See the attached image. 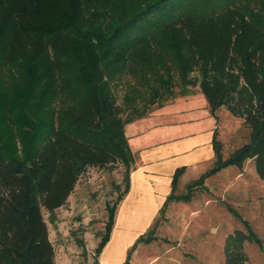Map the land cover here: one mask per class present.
I'll list each match as a JSON object with an SVG mask.
<instances>
[{"label": "trees", "instance_id": "1", "mask_svg": "<svg viewBox=\"0 0 264 264\" xmlns=\"http://www.w3.org/2000/svg\"><path fill=\"white\" fill-rule=\"evenodd\" d=\"M87 1L0 0V264H55L42 209L53 221L88 167L122 163L124 189L106 207L98 258L133 164L124 126L134 117L121 118L105 62L150 44L174 48L183 76L196 73L187 83L198 86L211 114L224 108L249 129L248 141L227 158L214 134L215 162L182 195L175 192L183 168L176 170L160 214L246 160L264 179V0H105L103 8ZM159 222L133 251L156 240ZM247 230L227 238L225 264L245 263L242 245L255 240Z\"/></svg>", "mask_w": 264, "mask_h": 264}, {"label": "rangeland", "instance_id": "2", "mask_svg": "<svg viewBox=\"0 0 264 264\" xmlns=\"http://www.w3.org/2000/svg\"><path fill=\"white\" fill-rule=\"evenodd\" d=\"M89 1L92 7H104L105 0ZM83 13L85 21L93 22L91 13L89 15L85 10ZM173 53L174 48L169 45L156 43L125 55L118 61L110 62L111 59H107V87L121 109V118L134 117L135 120L154 112L150 123L155 126L147 140L151 143L164 140L169 132L172 139L190 133H197L195 137L203 136V132L214 123L215 137L221 144V155L227 158L248 141L249 129L242 119L232 117L224 108L211 114L201 99L198 86L187 83L196 77V73L183 76L177 62L171 58ZM183 99H186L188 106L180 102ZM201 105L212 119L187 122L193 119L186 117L192 113L189 109L192 111L193 106L199 108ZM184 106L187 113L184 116L178 114L182 123H175L167 132L156 126L165 118L174 122L176 112L181 109L184 111ZM163 107L168 110L165 116L162 112L156 113L157 109ZM200 112L194 111L193 114H197L194 117L199 118ZM131 167L132 164L129 172ZM210 167L212 164L209 166L205 159L193 164L184 175L179 176L178 194H185L187 185ZM125 170L122 163L108 167H88L66 203L55 211L53 221L42 209L48 238L54 249L55 264L97 263L94 249L107 220L106 207L112 206L123 191ZM203 186L192 189L189 202L168 204L164 212L159 214L157 220L160 222L154 233L156 241L139 244L134 251V241L123 251L121 248L112 250L110 255L113 260L108 264H115L119 260L118 264H125L128 256L127 264H225L227 238L232 237L235 231L247 235L248 228L255 240L242 245L246 257L244 264H264V179L256 175L252 161H244L241 169L228 167L221 170L204 180ZM134 213L135 216L131 218H145L144 209ZM152 227L145 229L142 234L146 236ZM120 228L123 229V223ZM137 229L136 226H130L129 239L137 233ZM234 246L231 241L230 249L233 250Z\"/></svg>", "mask_w": 264, "mask_h": 264}, {"label": "crops", "instance_id": "3", "mask_svg": "<svg viewBox=\"0 0 264 264\" xmlns=\"http://www.w3.org/2000/svg\"><path fill=\"white\" fill-rule=\"evenodd\" d=\"M200 95L202 101L207 105L206 109L209 111V106L201 92ZM180 102H184L183 104L188 106L186 99ZM186 106H184V111L181 109L176 112L177 118L174 122L165 118L161 120L164 123H158L156 126L164 128V130L161 131L167 132L175 123H182L180 122L178 114L184 116V113L188 111ZM167 107L157 109L156 113L162 112L161 114L165 116L164 113L168 111ZM197 110H200V113H202L199 118L194 117L197 116V114H193V112ZM208 111L204 110L202 105L199 108L193 106L192 111L189 109V112L192 113L186 116L187 119L189 117L193 119L187 122H198L204 121L205 119L211 120L212 116ZM153 113L151 112L145 117L135 119L124 126V134L133 156V164L129 173V190L117 206L114 225L109 240L99 254L96 264L110 263L111 260H113V257L110 255L112 250L121 248V251H123L127 249L133 241L134 243L137 241L145 229L148 228L149 230L151 226L154 225L163 204L171 193V182L176 170L183 168L182 176L193 164H198L202 159H205V162H207L209 166L211 164L213 165L215 162L216 158L212 145L213 136L215 134L214 123L206 132H203L205 134L203 136L199 135L195 137L197 133H190L185 137H176L172 139L171 133L169 132L164 140L151 143L147 140L151 135V130L154 128L153 126H155L154 123H150ZM168 115L171 114L168 113ZM177 190L178 184L175 194L181 195L178 194ZM174 203L178 202H171L169 204L174 205ZM138 209H144L145 218L134 217V214H136L134 212ZM132 215L134 216L131 218ZM121 223H123V229L120 228ZM130 226H136L138 231L129 239L128 233L131 232ZM155 237L157 238V236ZM119 262L120 260L116 261L115 264Z\"/></svg>", "mask_w": 264, "mask_h": 264}]
</instances>
